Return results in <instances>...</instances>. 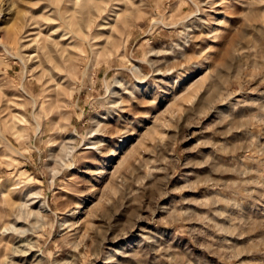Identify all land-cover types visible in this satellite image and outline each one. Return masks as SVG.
<instances>
[{
    "label": "rangeland",
    "instance_id": "rangeland-1",
    "mask_svg": "<svg viewBox=\"0 0 264 264\" xmlns=\"http://www.w3.org/2000/svg\"><path fill=\"white\" fill-rule=\"evenodd\" d=\"M0 264H264V0H0Z\"/></svg>",
    "mask_w": 264,
    "mask_h": 264
}]
</instances>
